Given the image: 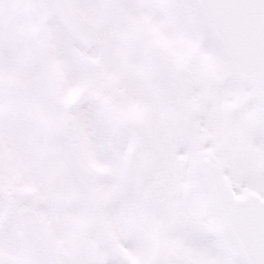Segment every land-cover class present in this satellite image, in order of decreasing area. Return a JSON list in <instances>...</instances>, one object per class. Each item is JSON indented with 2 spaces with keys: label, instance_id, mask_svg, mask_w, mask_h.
Here are the masks:
<instances>
[{
  "label": "snow or ice",
  "instance_id": "snow-or-ice-1",
  "mask_svg": "<svg viewBox=\"0 0 264 264\" xmlns=\"http://www.w3.org/2000/svg\"><path fill=\"white\" fill-rule=\"evenodd\" d=\"M0 264H264V0H0Z\"/></svg>",
  "mask_w": 264,
  "mask_h": 264
}]
</instances>
